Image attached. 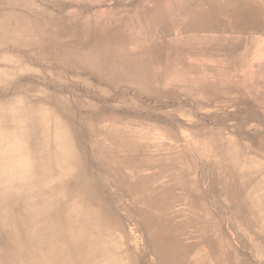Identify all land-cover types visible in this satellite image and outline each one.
I'll use <instances>...</instances> for the list:
<instances>
[{"label": "rangeland", "instance_id": "rangeland-1", "mask_svg": "<svg viewBox=\"0 0 264 264\" xmlns=\"http://www.w3.org/2000/svg\"><path fill=\"white\" fill-rule=\"evenodd\" d=\"M27 1L0 0V104L8 102L9 108L20 102L40 106L65 125L76 163L106 188L128 245L148 264L153 257L140 216L131 208L124 185L115 181L105 165L103 154L112 148L110 136L114 133L119 142L129 135L131 147L142 154L143 149L149 152L146 155L152 158L145 161L140 174L151 180L148 186L169 187L182 196L175 209L182 212L183 221L194 219L195 214L187 205L184 173L178 168L165 170L166 154L174 150L184 167L190 165L188 181L194 191L204 195L202 218L211 228L208 237L213 244L204 242L198 248V264H264V191L252 192V187L237 204H230L222 191L224 179L219 178L217 161L211 155V148L236 149L244 155L237 160L241 169L246 165L262 169L257 181L264 180V19L248 14L249 0H234V6L229 0L179 3L183 11L171 16L180 25L188 20V14L214 15L216 10L219 26L198 31V49L180 53L170 64L176 74L168 78L164 71L163 83L151 85L144 78L135 84L101 77L85 62L73 58L71 49L86 52L114 26L123 34L145 37L150 15L143 9H155L163 0H30L31 5L26 6ZM233 10L243 26L233 24ZM20 20L32 31L19 32ZM180 35V29L174 30L166 43ZM171 52L175 56L176 52ZM53 104L63 112L56 111ZM210 142L215 144L208 147ZM239 204L258 212L261 220L253 231L240 219ZM199 232L187 228L189 242L199 240Z\"/></svg>", "mask_w": 264, "mask_h": 264}, {"label": "bare ground", "instance_id": "bare-ground-1", "mask_svg": "<svg viewBox=\"0 0 264 264\" xmlns=\"http://www.w3.org/2000/svg\"><path fill=\"white\" fill-rule=\"evenodd\" d=\"M181 2L183 0H163L162 5L158 4L155 9H143V13L150 15L145 22V37L123 34L119 27L114 26L107 29L86 52L73 47V58H79L98 75L116 83L137 84L141 78L149 85L163 83L164 71L168 78L176 74L172 73L170 64L179 59L180 53L198 49V31L219 26L216 10L212 12L214 15L192 17L188 14V20L180 25L171 15L178 14L180 9L183 11L178 5ZM26 4L31 5V1ZM248 14L264 19V0H249ZM231 15L235 27L243 26L237 18V11L233 10ZM23 21L20 20L18 31H30L29 27H23ZM249 24L247 28H250ZM176 29H180L181 35L167 44L166 39ZM171 50L176 52L175 56ZM7 103L0 104V264H148L128 245L120 217L116 214L115 202L106 188L86 168H79L76 163L65 125L40 106L20 102L9 108ZM56 105H52L54 109L63 112ZM113 122L118 123L119 120L113 119ZM129 137L123 136L127 140ZM110 139L113 145L103 154L105 165L115 181L124 185L126 195L131 199V208L136 209L140 216L144 235L150 242L151 264H198V248L204 242L213 244L208 237L211 228L202 218L206 211L204 195L194 191L188 181L190 165L184 167L185 162L179 161L181 157L174 150L166 154L165 170L178 168L184 173L187 205L189 212L195 214L194 219L183 221L182 212L175 209V204L183 201L182 196L176 195L169 187L148 186L151 180H144L140 174L145 161L152 158L146 155L149 152L143 149L144 154L140 153L126 139L119 142L116 133ZM214 144L210 142L208 147ZM211 149V155L217 161L219 178L224 179L221 181L223 195L230 204H237L252 187H255L252 192L264 191V180L257 181L262 169L246 165L242 170L237 161L244 157L240 151L223 147ZM239 205L240 219L253 231L261 220L257 211L251 212L244 205ZM187 228L197 229V233L199 229V240L189 242ZM262 239L264 241V237ZM193 255H197L195 259H192Z\"/></svg>", "mask_w": 264, "mask_h": 264}]
</instances>
